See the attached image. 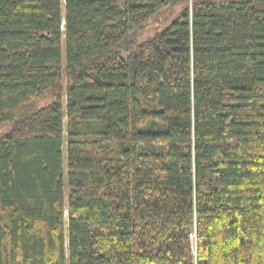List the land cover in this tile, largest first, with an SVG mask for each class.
Here are the masks:
<instances>
[{
	"label": "trees",
	"instance_id": "trees-1",
	"mask_svg": "<svg viewBox=\"0 0 264 264\" xmlns=\"http://www.w3.org/2000/svg\"><path fill=\"white\" fill-rule=\"evenodd\" d=\"M0 264H264V0H0Z\"/></svg>",
	"mask_w": 264,
	"mask_h": 264
},
{
	"label": "rangeland",
	"instance_id": "rangeland-1",
	"mask_svg": "<svg viewBox=\"0 0 264 264\" xmlns=\"http://www.w3.org/2000/svg\"><path fill=\"white\" fill-rule=\"evenodd\" d=\"M168 14H169V12H166V13H163V14H161V15H159L156 19H158V20H162V19H164L165 17H167L168 16ZM175 15H177V13H175ZM173 18H171V20H172ZM170 20V21H171ZM153 31H154V29L152 28V27H150L149 28V30H148V32H147V34H146V36H150V35H152L153 34ZM66 86V81H65V78H64V87ZM63 160H64V165L66 166V163H67V153H66V150H64V153H63ZM66 195H67V188H66Z\"/></svg>",
	"mask_w": 264,
	"mask_h": 264
}]
</instances>
